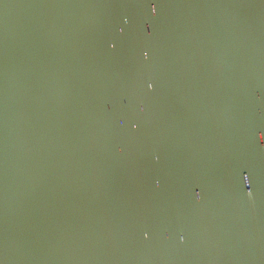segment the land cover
Returning a JSON list of instances; mask_svg holds the SVG:
<instances>
[{"label":"water","instance_id":"obj_1","mask_svg":"<svg viewBox=\"0 0 264 264\" xmlns=\"http://www.w3.org/2000/svg\"><path fill=\"white\" fill-rule=\"evenodd\" d=\"M264 0H0V264H264Z\"/></svg>","mask_w":264,"mask_h":264},{"label":"clouds","instance_id":"obj_2","mask_svg":"<svg viewBox=\"0 0 264 264\" xmlns=\"http://www.w3.org/2000/svg\"><path fill=\"white\" fill-rule=\"evenodd\" d=\"M261 142H264V140H262Z\"/></svg>","mask_w":264,"mask_h":264}]
</instances>
